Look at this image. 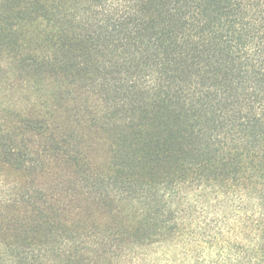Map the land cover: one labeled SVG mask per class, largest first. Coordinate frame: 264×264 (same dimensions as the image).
<instances>
[{"label":"trees","instance_id":"1","mask_svg":"<svg viewBox=\"0 0 264 264\" xmlns=\"http://www.w3.org/2000/svg\"><path fill=\"white\" fill-rule=\"evenodd\" d=\"M0 264H264V0H0Z\"/></svg>","mask_w":264,"mask_h":264},{"label":"rangeland","instance_id":"2","mask_svg":"<svg viewBox=\"0 0 264 264\" xmlns=\"http://www.w3.org/2000/svg\"><path fill=\"white\" fill-rule=\"evenodd\" d=\"M1 179V178H0ZM0 191H1V188H0Z\"/></svg>","mask_w":264,"mask_h":264}]
</instances>
